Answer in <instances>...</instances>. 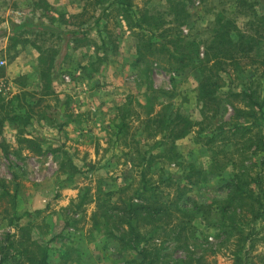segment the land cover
Here are the masks:
<instances>
[{
	"label": "rangeland",
	"instance_id": "374dc122",
	"mask_svg": "<svg viewBox=\"0 0 264 264\" xmlns=\"http://www.w3.org/2000/svg\"><path fill=\"white\" fill-rule=\"evenodd\" d=\"M131 1L134 16L143 13L152 24L162 21L161 29L153 32L155 35L165 29H175L171 3L183 4L187 17L180 27L181 41L171 43L177 36L173 30L162 34L166 48L176 55L191 53L197 48L203 53L218 20H231L240 31L251 33L257 18L264 16L263 0H245L243 6L240 0H150L146 4L143 0ZM116 5L115 0H0V100L21 91L36 93L28 100L35 113L23 134L37 139L42 147L39 155L21 148L16 138L18 128L5 125L0 137L6 149L5 154L0 150V181L9 193H14L17 215L22 216L20 225H28L32 239L50 248L48 264H125L124 260L129 258V255L120 257L110 241L98 237L89 221L97 199H108L111 193L109 202L113 203L130 183L137 186V174L145 162H138L137 154L130 149L131 136L139 142L140 158H147L149 154L144 153L149 151V145L159 140L157 136L147 144L143 140L142 125L134 123L132 116L129 134L117 135L121 107L129 104L132 113L143 117L144 108L153 102L155 111L163 105L167 107L166 115L171 112L191 122L200 120L199 71L191 68L175 71L167 63L166 54L157 60L149 58L147 64L134 63L137 35L141 32L128 27ZM28 19L33 25L77 30L84 36L76 46V42L64 43L57 34L47 30L24 27L18 32L12 31L14 25H23ZM54 52L53 67L48 72L54 95L40 98L44 81L39 71ZM255 54L251 57L256 61L264 59V43ZM199 57L202 58L200 54ZM247 64L248 61L240 62L245 68L242 72L227 70L218 92V117L222 122L229 121L233 114L231 103L236 105L240 101L231 97L230 91L239 93L249 83L257 95L264 97V77H260L263 66L247 67ZM255 67L257 72L253 71ZM21 75L26 76L23 87L13 83ZM59 125L62 126L58 128ZM55 149L59 152L52 154L51 150ZM162 151L154 149L151 154ZM173 152L172 160L168 157L153 160L148 173L152 182L161 176L188 171L189 165L202 174L210 173L211 154L194 143L193 134L175 141ZM68 158L79 170L74 176L68 174L67 165L62 166ZM230 163L227 161L226 166ZM245 163L253 164V172H259L264 179V155H250ZM232 173L233 170L225 168L219 177L207 175V180L192 187L185 199L212 204L214 209V202L223 197L222 190ZM84 189H88V199L95 203L81 206L72 215L74 222L65 226L72 211L71 201ZM129 189L133 190L131 186ZM5 206L4 201L0 202V246L6 234L17 233L3 216ZM27 213L30 215L26 216ZM216 219L210 215L193 219L186 232V244L161 243L163 260L172 264L203 255L208 264H232V246L218 245L222 238L217 236ZM255 227L259 241L256 240L252 254L261 256L264 255L261 240L264 221ZM66 251L69 255L64 260L60 256Z\"/></svg>",
	"mask_w": 264,
	"mask_h": 264
},
{
	"label": "trees",
	"instance_id": "16d2710c",
	"mask_svg": "<svg viewBox=\"0 0 264 264\" xmlns=\"http://www.w3.org/2000/svg\"><path fill=\"white\" fill-rule=\"evenodd\" d=\"M143 1L146 4L150 0ZM115 3L116 10L122 14L128 27L142 33L137 35V56L134 63L147 64L150 62L149 58L157 60L158 56L166 54L167 63L175 71L188 68L199 71L197 102L200 107V120L191 122L182 115H172L171 112L166 115L167 107L163 105L155 111L156 106L153 102L146 105L143 117L137 112L132 113L128 109L129 104L124 105V108L121 107L120 123L116 127L117 135L129 134L133 123L129 117L132 116L134 123L138 122L142 125L141 132L145 133L143 140H146L147 144L157 136L159 140L152 146L149 145V151L144 153V155L149 154L147 158L145 156L140 158L139 142L131 136L133 146L130 149L137 154L138 162H145L137 174V186L133 187L130 183L118 193L113 203L109 202L111 193L107 195L108 199H97L95 203L88 199V189H84L77 199L71 201L69 209L72 211L65 221V226L74 222L72 215L81 206L93 202L94 210L89 217L92 231L96 232L98 237L110 241L120 257L129 255L128 260H124L125 264H167L162 258L161 243L186 244L188 240L186 232L193 219L198 216H216L214 226L219 231L217 236L222 238L218 245L232 246L230 251L232 264H264V255L252 254L258 239L255 225L264 221V179L259 172H253V164H244L250 155H264V97L257 95L248 83L239 93L229 92L231 97L240 98L236 105L231 103L233 114L229 121L222 122L218 117L220 105L218 92L223 87L227 70L242 72L245 68L240 65L241 61H248L247 67L260 65L264 68V59L256 61L255 57H251L264 43V16L257 18L256 28L250 31L251 33L240 31L231 20L223 22L218 20L212 39L204 48L200 58L198 48L190 51L191 53L180 52L176 55L166 48V43L162 39V34L173 30L177 32V36L171 43L181 41L180 27L187 17L182 3H171L175 29H165L158 35L153 32L161 29L162 21L152 24L150 18L143 13L134 16L131 0H115ZM240 4L246 5L245 0H240ZM24 27L51 31L64 43L72 40L77 43L76 46L80 45V38L84 36L77 30H63L44 24L33 25L29 19L23 25H14L12 31L18 32ZM146 32L149 33L145 35ZM153 38L158 41H154ZM191 44L195 46L194 43ZM55 55L54 52L48 59L49 62H44V67L40 68L39 74L44 81L40 98L54 95L50 90L48 72L53 67ZM253 71L257 72V67ZM260 77H264V69ZM25 80L26 76L21 75L14 79L13 83L23 87ZM35 95L36 93L32 91H21L8 99L0 100V137L5 125H14L19 130L16 134L18 145L30 153L39 155L42 153L41 143L23 134L24 128L31 124L32 115L35 113L32 104L28 101ZM61 126L59 125L58 128ZM190 134L194 136V143L211 154L210 173L207 175L219 177L225 168L233 170L222 190L223 197L214 202L216 204L214 209L211 208L212 204L205 205L193 199H185L192 187L208 178L193 166L189 165L188 171L167 177L161 176L154 182L148 174L154 159L168 157V160H172L175 141ZM1 143L0 140V150L5 154L6 149ZM158 148L163 151L152 155V150ZM51 151L55 154L59 149ZM227 161L231 162L228 166H226ZM65 165L68 166L67 172L70 176L79 173L78 168L69 158L62 166ZM130 186L134 191L129 189ZM0 190V202L4 201L6 205L2 211L3 216L8 226L17 232L16 235L15 233L5 235L0 246V264H48L50 248L32 239L28 225H20L22 216L17 215L14 193H9L1 181ZM131 191H133L132 195H130ZM28 215L30 214L27 213L26 216ZM261 240L264 241V238ZM214 253L215 251L211 254ZM68 255L69 252L66 251L62 252L60 257L65 260ZM172 264L208 263L201 255L177 260Z\"/></svg>",
	"mask_w": 264,
	"mask_h": 264
},
{
	"label": "built area",
	"instance_id": "2783aa9c",
	"mask_svg": "<svg viewBox=\"0 0 264 264\" xmlns=\"http://www.w3.org/2000/svg\"><path fill=\"white\" fill-rule=\"evenodd\" d=\"M200 55L202 56V53H200ZM1 89V88H0Z\"/></svg>",
	"mask_w": 264,
	"mask_h": 264
}]
</instances>
